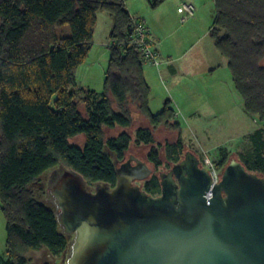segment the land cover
I'll use <instances>...</instances> for the list:
<instances>
[{"label": "trees", "instance_id": "1", "mask_svg": "<svg viewBox=\"0 0 264 264\" xmlns=\"http://www.w3.org/2000/svg\"><path fill=\"white\" fill-rule=\"evenodd\" d=\"M146 1L155 9L165 0ZM213 2L209 36L226 60L245 112L263 126L249 134V149L236 158L264 177V0ZM99 11L111 16L112 26L103 87L95 90L78 86L76 72L92 47ZM133 19L124 0H0V210L6 231L0 264H29L28 251L59 254L68 248L53 207L33 190L47 170L63 165L88 185L114 186V161L134 153L131 144L145 145L143 159L152 174L140 185L159 194L162 146L154 144V134L163 126L180 135V123L169 99L158 112L149 108L144 61L130 44ZM133 108L148 125L131 134ZM80 134L82 146L70 142ZM179 135L163 145L168 167L185 151ZM228 155L224 151L216 162L220 169Z\"/></svg>", "mask_w": 264, "mask_h": 264}, {"label": "water", "instance_id": "2", "mask_svg": "<svg viewBox=\"0 0 264 264\" xmlns=\"http://www.w3.org/2000/svg\"><path fill=\"white\" fill-rule=\"evenodd\" d=\"M114 164V186L91 189L64 166L50 175L46 203L70 238L65 264H264V177L234 155L213 182L185 149L158 171L156 195L140 185L152 174L144 159Z\"/></svg>", "mask_w": 264, "mask_h": 264}, {"label": "crops", "instance_id": "3", "mask_svg": "<svg viewBox=\"0 0 264 264\" xmlns=\"http://www.w3.org/2000/svg\"><path fill=\"white\" fill-rule=\"evenodd\" d=\"M196 1L199 3L208 2V0ZM186 2L193 3V0H165L157 8L151 10L146 0H124L129 14L133 18L142 20L148 27L159 54L158 65H144L143 68L145 80L150 87L149 108L153 113L158 112L162 109L164 101L169 99L175 110L176 119L184 113L191 117L199 115V111L212 110L213 107L208 105V102L216 98H220L228 110L230 102L234 103L237 92L223 56L220 55L221 57H219L213 53L215 51L209 50L206 57L203 56L202 49L199 50L200 54H198L197 46L207 31L209 32L212 21L210 20L209 26H206L205 32L198 34L196 8L194 6L192 14H187L183 7ZM100 12L104 11L97 13V21ZM105 16L107 19L103 18L108 23V37L96 43L94 41L95 25L92 47L85 62L77 68L76 72V80H78L82 68L87 67L80 74L81 82L78 83L77 81L80 87L95 90L103 87L109 52V32L112 26L111 16L109 14ZM182 28H186L190 36L193 37L191 42L185 43L183 35L175 36L176 31ZM195 101L199 104L194 105L193 102ZM138 117L144 121L142 126L148 125L144 117L140 114ZM159 130L167 133L172 132L174 138L177 139L176 131L161 126L155 131V134ZM138 147L143 148L142 150L146 155L149 146L140 145ZM133 150L134 154L144 157V154H138L135 148Z\"/></svg>", "mask_w": 264, "mask_h": 264}, {"label": "rangeland", "instance_id": "4", "mask_svg": "<svg viewBox=\"0 0 264 264\" xmlns=\"http://www.w3.org/2000/svg\"><path fill=\"white\" fill-rule=\"evenodd\" d=\"M207 1V0H206ZM210 1V5H209ZM197 2V3H196ZM196 0H193V3H188L190 7L193 8L195 6V14H197L198 19V27L197 32L198 34H202L204 30L209 26L210 20L212 21L214 16V2L213 0H208V2L199 3ZM151 10H153L151 8ZM100 13H103L102 15ZM98 14V21L96 24V33L94 37V41L99 43L104 38L108 37V23L105 22V18L107 19L108 15L107 12H100ZM192 14V13H191ZM105 17V18H103ZM207 26V27H206ZM208 30V29H207ZM205 32V31H204ZM183 35V40L185 43L191 42L193 37L190 36V33L187 32L186 28H182L176 31L175 36ZM171 39V38H170ZM100 47V46H99ZM156 47V46H155ZM200 49H202L203 56L207 57L208 51H215L219 57L220 54L217 52L211 37L209 36V32L202 37L201 42L197 46V52L200 54ZM210 53V52H209ZM199 58V55H198ZM223 59V58H222ZM144 65H151L150 63L146 62ZM86 66L83 67L82 71L86 70ZM79 73L78 83L81 82L82 78H80ZM229 74L230 71L228 70ZM79 86V85H78ZM83 86V85H82ZM101 90V89H97ZM75 101L77 102L78 97L76 96ZM194 105H198L199 102H193ZM208 105L213 107L212 110H204L199 111V115H194L188 117L186 113L183 115L181 114L177 117V121L180 123V130H181V141L184 145L185 149L193 151L199 157L207 158L210 162H218L221 154L224 151L228 152V157H234L241 153L242 151L249 149L250 143L248 136L252 133L255 129L259 127H263L262 124L258 121L256 117H252L247 112H245L243 108L242 99L239 94L236 92V97L234 98V103L230 102L229 109H226V106L222 104L220 98H216L213 101H209ZM78 109L81 113L85 114V108L82 104H78ZM138 111L133 108V116L135 118L134 123L128 129L131 134H134V131L137 127L142 126L144 121L140 120L138 117ZM138 118H137V117ZM139 119V121H138ZM121 129L118 128L117 130H109L107 131L106 135H114L118 133ZM177 133V138H178ZM180 136V135H179ZM155 143L160 144L162 147L159 148L160 150V160L162 164L156 171L160 170H167L169 167L166 166L168 163L165 158L164 154V144L165 142H175L176 138H174L173 133H167L162 130H159L155 134ZM71 143L77 144L82 146L84 144V135L80 134L74 138L70 139ZM132 149L135 148L138 154H143V148H139L135 144H131L130 146ZM134 152V150L132 151ZM140 158H144L140 156ZM237 159V158H236ZM63 165H59L53 169L45 171L42 176H40L37 183H34L33 190L37 198L46 202V187L48 185V180L53 170L59 169ZM65 167V166H64ZM164 168V169H163ZM222 169V168H221ZM93 184L90 185L92 189ZM48 203V202H47ZM51 205V203H48ZM52 206V205H51ZM5 239H6V231H5V220L0 210V254H4L5 252ZM70 240V239H69ZM29 264H35L37 259L41 258V253L38 250L28 251L26 254ZM53 264H65L66 262V255L64 258L61 259V255L52 259Z\"/></svg>", "mask_w": 264, "mask_h": 264}, {"label": "built area", "instance_id": "5", "mask_svg": "<svg viewBox=\"0 0 264 264\" xmlns=\"http://www.w3.org/2000/svg\"><path fill=\"white\" fill-rule=\"evenodd\" d=\"M184 10L187 14L192 13V8L189 4H183ZM130 44L137 48L140 52L144 63L148 62L153 65L159 64V54L155 48V41L150 34L145 23L137 18H134L130 28ZM201 163L209 171L213 182L219 180L221 169L215 162H210L207 158H202Z\"/></svg>", "mask_w": 264, "mask_h": 264}, {"label": "flooded vegetation", "instance_id": "6", "mask_svg": "<svg viewBox=\"0 0 264 264\" xmlns=\"http://www.w3.org/2000/svg\"><path fill=\"white\" fill-rule=\"evenodd\" d=\"M38 252L41 253V258L37 259L35 264H53L52 259L58 257V255H61V259H63L64 255H67L68 248L59 254H52L44 248L39 249Z\"/></svg>", "mask_w": 264, "mask_h": 264}]
</instances>
